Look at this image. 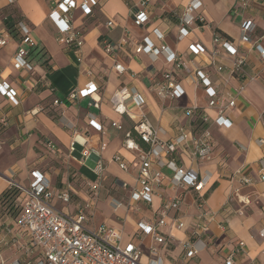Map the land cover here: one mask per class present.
Returning <instances> with one entry per match:
<instances>
[{"label": "crops", "instance_id": "1", "mask_svg": "<svg viewBox=\"0 0 264 264\" xmlns=\"http://www.w3.org/2000/svg\"><path fill=\"white\" fill-rule=\"evenodd\" d=\"M54 1L0 0V35L9 31L6 19L15 23L20 18L29 26L36 44L30 57L31 71L13 66L18 38L12 36L6 45L0 46V79L17 91L20 100L18 105H13L0 92V119L5 117L7 120L4 126H0V195L8 188L10 180L23 187L29 186L35 169L49 177L57 192L65 188L69 184L68 174L65 172L62 175L59 185L52 172L44 166V161L50 156L62 158L65 164L74 165L83 188L79 191L73 188L71 203L55 196L52 204L62 212L77 216L79 205L90 198L85 188L87 182L97 178L92 167L98 157L93 155L84 164H79L74 158H83L85 147L99 148L105 142L107 147L101 154L105 173L113 177L117 189L128 192L127 199L121 200L124 206L115 211L108 201L110 195L106 199L108 203L103 201V195L101 198L98 195L87 213L86 225L97 226L90 225L91 216L102 204H106L118 220L106 217L100 224L122 230L124 240L133 238L140 242L144 260H147L151 238L140 241L134 234L140 220L155 219L162 196H154L152 203H142L140 210L127 208L131 191L137 185L140 160L136 150L124 147L126 133L133 130L142 113L147 115L154 127L160 129V137L164 140L175 137L182 130L196 135L202 128L210 127L214 139L211 160L203 162L193 158L191 143L186 151L179 149L174 154L178 164L211 173L204 202V208L210 215L199 220L196 194L187 192L184 195L181 209L173 216L185 222V227L178 228L169 219L161 228L168 237L167 243L160 247L164 264H196L194 261L197 264H225L226 256L239 241H243L245 246L243 252L235 257V264H264V237L260 235L264 229V179L259 177L264 144L258 141L264 139V66L255 45L241 40L240 30L244 20L252 19L256 24L252 38L257 39L264 34V0H251L245 10L238 6V0H202L199 12L205 16L208 25L194 24L183 40L178 39L176 14L182 13L190 0H151V21L144 27H137L132 22V13L143 0H97L91 15H84L80 8L73 11V23L83 31L79 54L66 48L62 34L50 17ZM75 1L79 3L81 0ZM109 21H113V25L108 26ZM126 29L140 41L148 38L155 45L165 42L172 50L182 53L192 67L205 71L218 96L235 97L236 105L228 112L231 125H217L215 110H208L209 121L203 123L200 115L206 111L209 95L194 74H181L185 93L178 100L162 101L150 91L151 77L156 74L154 77H160L170 67L163 56L152 61L145 53L137 54L132 44L120 47L115 54L106 53V42L119 43ZM215 33L233 42L245 57L243 74L232 73L235 58L213 41ZM193 44H202L205 51L191 54L189 48ZM261 44L264 47V41ZM215 51L217 54H214ZM115 62L123 64L126 71L119 73L115 70ZM218 65H222L224 70L218 71ZM89 79L95 80L100 87L96 96L100 99L99 107L89 106L90 97H82L73 103L66 100L69 93L81 88ZM123 86L135 87L143 95L146 100L143 108L129 99L126 113L115 112L111 99ZM55 99L60 100L58 105L54 104ZM85 102L88 109L78 108ZM192 106L197 109L195 117L185 114V110ZM33 109H37V113L31 114ZM51 109L56 110L58 116L51 115L48 112ZM113 121L120 122L123 128L120 130L112 126ZM95 123L101 125V129ZM134 138L138 140L137 135ZM48 140L54 141L60 150L51 151L46 145ZM140 144L143 148L147 147L144 143ZM117 152L128 163L127 170L112 160ZM154 168L158 169L156 165ZM162 170L167 178L171 176L169 168L163 167ZM57 173L59 170H56ZM242 177L250 179V183H243ZM124 182L127 187L122 185ZM171 192L166 181L160 193L167 196ZM197 222L205 226L195 234ZM169 236L172 238L169 239ZM197 240L202 241L197 253L187 257L188 249L184 244Z\"/></svg>", "mask_w": 264, "mask_h": 264}, {"label": "built area", "instance_id": "2", "mask_svg": "<svg viewBox=\"0 0 264 264\" xmlns=\"http://www.w3.org/2000/svg\"><path fill=\"white\" fill-rule=\"evenodd\" d=\"M14 1V0H10ZM251 0H238L237 4L242 9H248ZM151 0H143L132 13V22L137 27H144L151 21L150 6ZM97 0H81L77 3L75 0H55L52 5L50 17L55 22L59 32L64 38L65 46L68 50L79 54L83 44V31L75 27L73 23V11L80 8L84 15H91ZM203 6L202 0H190L186 8L180 14H176L178 19V39L183 40L189 34L191 28L196 23L208 25L205 16L199 12ZM113 25V21L107 23ZM19 38L17 39V49L13 56V66L16 69L32 70L30 61L31 54L36 48L34 39L31 37L30 28L24 20L17 22ZM256 24L252 19L244 20L241 24V40L251 42L258 49L264 66V47L261 42L264 41V34L257 39H253V33ZM10 31L0 35V46H4L13 38ZM163 39V36L160 35ZM213 41L219 44L224 50L229 52L234 58L232 73H244L243 66L245 57L242 56L233 42L226 39L219 33L214 34ZM132 44L137 54L145 53L152 61L164 57L170 67L160 74V77H151L149 89L156 97L162 101L178 100L184 93L185 89L181 84V74H194L198 81L206 87L209 101L204 114L200 117L203 123L209 121V111L215 110V123L219 126H230L231 120L228 116L230 109L235 107V97H220L214 90L212 82L208 75L195 66L192 67L182 53L172 50L165 42L155 45L148 38L144 41L138 40L132 32L124 30L123 36L119 43L112 44L106 42L105 51L108 54H115L120 47ZM191 54H199L205 51L202 44H193L190 46ZM217 54V51L214 52ZM82 60L81 57L78 58ZM114 69L119 73L125 72L126 67L115 62ZM218 71H223L222 65L217 66ZM1 74V69H0ZM133 77L134 73L131 74ZM254 79V78H251ZM100 87L95 80H87L81 88L69 93L66 100L69 102L78 101L82 97H90L89 106H100V99H96ZM0 92L13 105H18L20 100L17 91L8 83L0 79ZM132 99L135 104L141 108L146 103L143 95L135 87L123 86L112 96V104L115 112L124 114L128 111L127 100ZM59 99L54 100L58 105ZM31 114L37 113V109L30 111ZM196 106L189 107L185 110L188 116H196ZM92 118L94 116L90 115ZM7 120L5 117L0 119V126H4ZM94 123V121H93ZM95 125H98L95 123ZM112 126L122 129L123 126L118 121H113ZM101 129V125H98ZM160 129L154 127L147 115L142 113L133 127V130L126 133L124 147L138 152L140 167L138 171L137 185L131 191L128 209L140 210L142 203H152L154 196H162V201L156 210L155 219L148 221L142 219L138 222L137 231L134 237L143 241L150 237L152 243L149 246L150 257L144 260L143 248L136 239L124 240L123 231L108 225L100 224L95 227L86 225L87 213L92 209L94 201L99 195L102 182L107 180L105 165L101 158L102 152L106 149L107 143L103 142L99 148L85 147L82 151L83 158H74L79 164H84L85 160L93 155L98 157L92 171L96 173L97 178L94 181L87 182L89 200L78 207L77 216L62 212L54 207L52 199L57 196L65 203H71L73 200V188L68 184L58 192L53 188L49 177L40 170H33L29 186L23 187L18 185L14 180H10L9 186H17L21 189L22 203L19 215L12 223H0V264H164L161 254V246L168 241L162 233V227L171 219L178 228H184L183 222L173 213L181 209L184 195L187 192H193L197 197V205L200 209L199 220L210 215V212L204 208L205 196L210 185L212 175L209 171L200 172L193 168H188L177 163L174 154L179 150H187L191 143V155L199 161H209L214 153V139L210 127L193 135L191 132L182 130L175 137L164 140L160 137ZM137 135L138 140L134 138ZM264 144V139L258 140ZM146 144V148L141 146ZM1 144V141H0ZM47 147L58 152L60 148L52 141L48 140ZM73 149V147L71 148ZM72 152V151H71ZM112 160L120 168L127 170L128 163L120 153H115ZM154 165L158 169L154 168ZM167 167L171 170V176L163 173L162 168ZM260 179H264V160H261L259 169ZM169 184L171 194L164 196L162 188ZM243 183H250V179L242 177ZM127 187V183L122 184ZM19 197V198H20ZM249 201L245 202L246 204ZM111 207L116 211L124 206L123 201L112 197L110 199ZM204 224L197 222L194 232L204 228ZM264 237V229L260 231ZM172 238L169 236V239ZM201 240L188 241L184 244L187 257L194 256ZM245 243L239 241L237 245L225 258V264H235V257L243 252Z\"/></svg>", "mask_w": 264, "mask_h": 264}, {"label": "rangeland", "instance_id": "3", "mask_svg": "<svg viewBox=\"0 0 264 264\" xmlns=\"http://www.w3.org/2000/svg\"><path fill=\"white\" fill-rule=\"evenodd\" d=\"M78 108L85 110V109H88V106L85 102V103H81L80 105H78ZM48 112L53 116H58L57 111L54 109H51V111H48ZM78 154H79V150L76 152V155H78ZM63 161H64V159L62 160V158H56V157L50 156L44 161V166L46 167V169L48 171H50V173L52 172L53 178L57 180L56 182L59 185H61L60 181L63 178L62 175H64V173L66 172L69 176V184L72 186V188H74L75 190L77 189L78 191L81 190L83 187L81 186V180H79L78 175H76L77 171L74 170V165L72 163H68V164L66 163L67 164V166H66L65 162H63ZM56 170H59V173L55 174ZM112 178L113 177L109 176L107 178V180L102 182V186H101V189L99 191V197L101 198V196L103 195L102 198H103V201L105 203L107 202L106 199H107L108 195H110L109 200H108L109 203H110L111 195H112V197H116L120 200L125 201V198L127 199V193L128 192L124 189H121V188L117 189V186H115V182H113ZM85 190L87 192H89L88 186L85 188ZM22 201H23L22 197H20L17 200L16 204L20 206ZM19 206H17V207L14 206V207H11L10 209L8 208L9 210L8 209L5 211L3 210L2 213L0 212L1 213L0 214V221H5L8 218H10L11 216L14 217V215L17 213L16 210H19ZM58 206L60 207L61 205L59 204ZM91 217H93V220H92L90 225H93V226L102 223L104 221V218H106V217H110L114 220H118L115 213L109 207H107L106 204H104V205L102 204V206L97 209V212L94 213V216H91ZM121 221H122V219H121ZM194 262L197 264L196 261H194Z\"/></svg>", "mask_w": 264, "mask_h": 264}, {"label": "trees", "instance_id": "4", "mask_svg": "<svg viewBox=\"0 0 264 264\" xmlns=\"http://www.w3.org/2000/svg\"><path fill=\"white\" fill-rule=\"evenodd\" d=\"M19 19L17 20V22L19 21ZM17 22L13 23L9 19H6L7 27H8L9 31L13 34V36L15 38H19V32H18L17 27H16ZM21 193H22L21 189L19 187H17V186L8 187L0 195V212L2 213L3 210L5 211L8 208L10 209L11 207L19 206V205L16 204V202L19 199ZM20 209H21V204L19 206V210L15 209L17 211V213L14 215V217L11 216L10 218H8L5 221H0V223H4V222H7V221H14L16 219V217L19 215Z\"/></svg>", "mask_w": 264, "mask_h": 264}]
</instances>
